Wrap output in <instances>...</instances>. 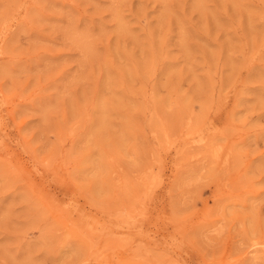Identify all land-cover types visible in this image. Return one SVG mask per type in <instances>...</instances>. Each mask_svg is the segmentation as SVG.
<instances>
[{
    "label": "rangeland",
    "instance_id": "rangeland-1",
    "mask_svg": "<svg viewBox=\"0 0 264 264\" xmlns=\"http://www.w3.org/2000/svg\"><path fill=\"white\" fill-rule=\"evenodd\" d=\"M0 264H264V0H0Z\"/></svg>",
    "mask_w": 264,
    "mask_h": 264
}]
</instances>
